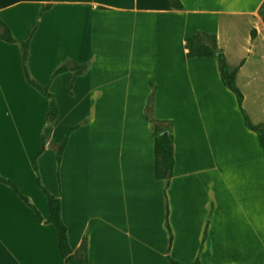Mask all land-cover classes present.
Returning a JSON list of instances; mask_svg holds the SVG:
<instances>
[{
	"label": "crops",
	"instance_id": "obj_1",
	"mask_svg": "<svg viewBox=\"0 0 264 264\" xmlns=\"http://www.w3.org/2000/svg\"><path fill=\"white\" fill-rule=\"evenodd\" d=\"M179 1L181 10L166 0H0V19L17 41L29 26L10 11L38 6L30 73L51 58L49 75L67 62L87 66L70 90L71 72L42 77L58 110L48 141L60 123L68 125L55 143L73 131L52 188L42 178L46 149L36 160L43 186L60 200L72 251L86 239L87 264H169L167 255L180 264H264V146L244 126L216 59L188 58L185 47L194 34L214 35L244 113L264 125V46L252 37L264 36V0ZM32 91L41 97L24 81L18 47L0 41V175L46 220L45 197L27 191L36 187L43 114L29 157L23 162L15 152L28 102H41ZM152 92V116L172 124L174 167L165 192L153 177L145 116ZM0 264H64L54 228L2 183Z\"/></svg>",
	"mask_w": 264,
	"mask_h": 264
},
{
	"label": "trees",
	"instance_id": "obj_2",
	"mask_svg": "<svg viewBox=\"0 0 264 264\" xmlns=\"http://www.w3.org/2000/svg\"><path fill=\"white\" fill-rule=\"evenodd\" d=\"M49 1V0H46ZM168 7L174 10H181L182 5L179 0H166ZM264 6V4H263ZM46 7L43 8L45 10ZM34 31H32L29 37L24 41H17L14 39L12 32L8 26L0 19V41L10 45H16L19 51L20 65L25 83L36 91L42 98L47 102V111L45 115V122L47 125L44 126L42 133L40 135V149L34 158V172L36 175V187L40 190L42 195L46 199L48 215L46 220H43L36 208L30 204L28 199L23 196L17 185L0 175V183L8 186L34 213L36 219L40 223L46 225H51L57 236V247L58 251L64 261V264H87L88 262V252L87 243L84 238L80 247L73 252L67 237V228L61 219V207L60 200L58 197L50 194L46 188L43 186L36 166L37 158L44 152L47 145L48 139L51 134L52 125L54 124L57 116L58 110L56 106V101L53 94L49 91V83L46 85H41L35 81L29 73L28 68V55L29 47L33 37ZM202 38L206 43L199 40ZM186 51L188 58L195 57H213L216 59L218 72L220 79L225 88H227L236 99L237 107L242 114L244 126L251 132H253L259 139L260 143L264 146V125L255 126L252 125L243 111L242 101L243 96L241 92L235 86L234 72L230 71L224 55L218 50L216 44V38L214 35L206 34H194L186 41ZM87 70L86 65L77 64L74 62L64 63L53 70L50 76V80L55 78L57 75L71 72V78L69 80L68 89L70 90L72 81L75 77L85 73ZM154 103V93L149 96L147 100V105L145 108L146 120L150 124L152 135H153V177L155 181H160L163 183L164 192L166 191L170 180L173 175L174 167V150H173V139H172V124L168 121H157L152 116ZM67 137L62 141L60 145L57 146V160L59 162L62 151L65 147ZM167 206L165 207V227L169 235V246L171 244V232L167 221ZM168 246V249H169ZM167 249V250H168ZM167 260L169 264H180L173 261L168 255ZM191 264H201L197 258Z\"/></svg>",
	"mask_w": 264,
	"mask_h": 264
},
{
	"label": "rangeland",
	"instance_id": "obj_3",
	"mask_svg": "<svg viewBox=\"0 0 264 264\" xmlns=\"http://www.w3.org/2000/svg\"><path fill=\"white\" fill-rule=\"evenodd\" d=\"M37 9H38V6L20 5V6H17L15 9L10 11V13L13 16L17 17L16 21L19 25L22 24V25H25L27 27L29 26V30H27L28 32L26 33L25 40L29 37V35L32 31H34V34H35L36 30L38 29V26H39V18L38 17L39 16H38V14L36 15ZM252 37L258 45L264 46V36H258L257 37V36H255L254 33H252ZM41 39H44V37H42ZM199 40L206 43V41L202 38H199ZM22 41H24V40H22ZM45 45L48 48L49 45H51V41H50V43H48V44L46 43ZM255 51H257V50H255ZM258 51H262V50H258ZM51 70H52V58L48 62H45L44 64H41L40 66H36L34 68V71H33L35 74H33V72H31V73L29 72V73H30V76L35 81H37L39 84L46 85L47 82L44 83L42 77L47 76L50 78L51 75H49V73H50L49 71H51ZM49 78H48V80H49ZM33 93L36 96H38L35 92H33ZM38 98H40L41 102L37 101V99H35V98H33L32 101L28 102L29 106H27L26 112H24L25 114L23 113V115H25V117H24V122H25L24 123V138H23L22 142L20 141L19 144L15 145V152L19 154V157L21 159L23 158L22 159L23 162L26 161V158L29 157V154L33 150V143L34 142L32 141V134H33L34 129L36 128L38 118L40 115L43 114L44 126L47 125V122H45V115H46V111H47V106H46L45 101L41 97L38 96ZM66 125H68V123L67 124H65L64 122L60 123V125L57 127V129L55 131L53 144H52V139H51V141L49 140L47 142V145L45 147L46 152L42 157L41 170H42L43 182L46 184L45 186L50 187V188H52V186L55 183V176L58 179L59 162L57 160V154H56L57 146L60 145L66 137L68 139V136L73 131L72 129L68 130L66 132L65 136L63 137L62 141L55 143L60 138L63 131H66V129H65ZM255 126H261V125H255ZM67 139H66V141H67ZM19 166H21V165L18 164V168H19ZM32 189H31V187L27 186V191L30 193V195H32L36 198H37V196H39V198L45 202L43 195L35 187L34 184L32 186Z\"/></svg>",
	"mask_w": 264,
	"mask_h": 264
},
{
	"label": "built area",
	"instance_id": "obj_4",
	"mask_svg": "<svg viewBox=\"0 0 264 264\" xmlns=\"http://www.w3.org/2000/svg\"><path fill=\"white\" fill-rule=\"evenodd\" d=\"M259 22L261 25V28L264 30V6L260 9L259 13ZM257 32L259 31L258 28L256 27Z\"/></svg>",
	"mask_w": 264,
	"mask_h": 264
}]
</instances>
